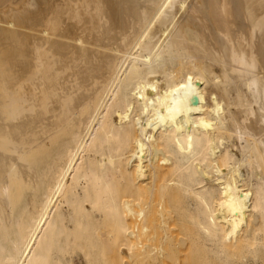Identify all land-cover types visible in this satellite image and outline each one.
<instances>
[{"label":"bare ground","instance_id":"obj_1","mask_svg":"<svg viewBox=\"0 0 264 264\" xmlns=\"http://www.w3.org/2000/svg\"><path fill=\"white\" fill-rule=\"evenodd\" d=\"M238 235L263 264L264 0H0V264Z\"/></svg>","mask_w":264,"mask_h":264},{"label":"rangeland","instance_id":"obj_2","mask_svg":"<svg viewBox=\"0 0 264 264\" xmlns=\"http://www.w3.org/2000/svg\"><path fill=\"white\" fill-rule=\"evenodd\" d=\"M240 237H242V236L238 235L237 238L236 237L230 238V239H228L227 243L225 244V255H224V257H226L225 260H227L228 264H243L244 263V260H243L244 257H246V260L253 257V255L249 253V250L247 249L246 243L240 242V239H239ZM105 239H106L105 240L106 242H104V243H105V246L107 247L106 256L109 254L108 257H106V258L104 256L102 257L100 255V253L90 251L87 247V245H89V244L86 242H82V244L84 246L82 244L75 245V243H73V242L69 243V246H70L69 252L70 253L67 254L66 256L70 258V261L73 264H125V261L123 258L120 257V254H116V252L113 253V250H112L113 246H112L111 239L110 238H105ZM188 241L189 240H187V242L185 244L183 243V241H182V243H180V244H184L185 246L188 243L187 247H184V245H179L178 247L180 248V246H181L182 248H180V249L176 248L180 253L177 250L175 251L173 248V250L175 251L176 254L182 253L181 256H178V257L176 255L173 256V259L175 258L174 261L172 260V262H174L173 264H221L220 260H222L221 258H224V257H220V256H217V255L211 253V252H207L199 244L200 248H202V250H204V252L206 251L205 253L202 252V250L199 249L198 244H195V242L197 240L196 241L193 240L195 242L192 241L191 243H193V245H192V247H190L191 245H189V244H191V243H189ZM176 242H177V240H176ZM177 243H179V241ZM173 245H175V247H177L178 244L177 245L173 244ZM188 247H190V250ZM197 247H198V249H197ZM75 248H77V250ZM184 248L185 249L188 248L189 252H188V250L187 251L184 250ZM181 249L184 250V252ZM83 251L85 252L86 255L83 253ZM185 252H188V253L185 254ZM171 253L168 252L167 255L169 256V254L171 255ZM175 253L173 252V255ZM183 254H185V255H183ZM88 255H89V257H88ZM164 255L166 256V254H164ZM168 256H166V258L169 261V258H171V257H168ZM263 256H264V252L262 251L259 253V257L261 258L260 260L264 264ZM163 258L164 257H162V259ZM162 259H160V260H162ZM73 261H75V262H73ZM162 261H160V262H162ZM170 261H171V259H170ZM163 263H165V262L163 261ZM169 263L170 262H168L167 264H169Z\"/></svg>","mask_w":264,"mask_h":264}]
</instances>
